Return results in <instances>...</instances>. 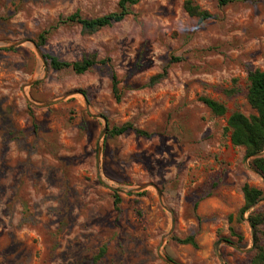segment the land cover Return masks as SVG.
Returning a JSON list of instances; mask_svg holds the SVG:
<instances>
[{"label": "rangeland", "instance_id": "374dc122", "mask_svg": "<svg viewBox=\"0 0 264 264\" xmlns=\"http://www.w3.org/2000/svg\"><path fill=\"white\" fill-rule=\"evenodd\" d=\"M119 1L0 0V264H250L264 181L226 126L233 112L255 114L247 77L264 71V0H140L91 35L59 24ZM186 1L212 18L190 17ZM45 55L103 63L77 75ZM125 124L148 137L108 136ZM246 184L263 197L239 220ZM187 237L197 248L176 241Z\"/></svg>", "mask_w": 264, "mask_h": 264}, {"label": "trees", "instance_id": "16d2710c", "mask_svg": "<svg viewBox=\"0 0 264 264\" xmlns=\"http://www.w3.org/2000/svg\"><path fill=\"white\" fill-rule=\"evenodd\" d=\"M140 0H120L118 3V11L94 18L84 19L79 12H76L59 21V24H77L81 27L82 33L91 35L98 31L111 27L122 22L129 14L130 7L139 3ZM243 0H218L219 7H225L233 2ZM184 10L190 17L197 18L203 22L212 18L207 11L201 10L194 6L191 1H186ZM49 31H45L37 38V46L41 47L45 44ZM50 69L54 71H63L70 69L77 75L85 74L94 68L97 64L103 63L95 59V57L85 58L79 62L69 63L59 60L58 58L45 55L44 56ZM174 62L179 61L177 58ZM167 72L155 75L150 79L149 86H154L166 78ZM248 86L246 92V100L250 108L255 114L246 116L236 111L227 119L226 131L230 133V142L235 147L244 149V158L249 159L252 167L261 175L264 181V157L259 156L264 151V71L255 70L248 73ZM112 94L116 101H120V93L118 90V82L115 75H112ZM232 94V92H227ZM200 101L217 117L226 115L227 109L224 104L209 98H200ZM129 132H134L139 137H148L144 131L134 129L131 124H125L120 127L108 128V136L119 137ZM243 206L239 212V220H243V215L254 207L263 197V191L256 187L244 185L242 188ZM121 202L119 195H115L114 204L117 207ZM249 224L253 230L254 256L250 264H264V231L260 228L264 226V214L256 213L249 216ZM231 233L233 230L230 229ZM242 240V237H239ZM177 243L182 245H190L197 248V243L193 237L185 239H176ZM103 250L100 255H103Z\"/></svg>", "mask_w": 264, "mask_h": 264}, {"label": "water", "instance_id": "95a60500", "mask_svg": "<svg viewBox=\"0 0 264 264\" xmlns=\"http://www.w3.org/2000/svg\"><path fill=\"white\" fill-rule=\"evenodd\" d=\"M24 43V41H19V42H15V43H13V44H10V45H8V46H4L5 48H15V47H18V46H20V45H22ZM42 59H44V57L43 56H40ZM101 118V117H100ZM101 119H103L104 121H105V119L104 118H101ZM107 132V124H106V122H105V124H104V130H103V134H105ZM262 155V153H260L259 154V156H261ZM138 190H140V188L139 189H137V191ZM131 191H136V190H128V192H131ZM226 244H230V242H228V241H224ZM163 244V242L161 243V245ZM218 257L220 258V260L222 261V258H221V256L220 255H218ZM165 262L167 263V264H176L175 262H173L172 260H170V259H168V258H166L165 259Z\"/></svg>", "mask_w": 264, "mask_h": 264}]
</instances>
